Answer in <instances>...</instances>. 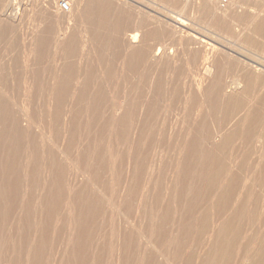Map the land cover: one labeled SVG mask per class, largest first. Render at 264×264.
I'll return each instance as SVG.
<instances>
[{
  "label": "bare ground",
  "instance_id": "1",
  "mask_svg": "<svg viewBox=\"0 0 264 264\" xmlns=\"http://www.w3.org/2000/svg\"><path fill=\"white\" fill-rule=\"evenodd\" d=\"M69 1L71 2L72 5L73 1L72 0ZM86 1L87 2L85 3L84 8L82 10L83 12L81 14L82 15L81 18L83 20L79 19L78 23L79 21H82L83 23L82 26L83 28L82 29L80 28L79 32H81V30L83 32H86V34H84L85 36L82 37V39L85 38L89 46L87 45V48L86 45L85 47L83 46L82 50L85 51L88 56L90 54V50L92 51L93 48L96 50H93L92 52L99 51L100 54H104V51L106 52V50L110 47L111 43L112 45H114L115 43L117 44L115 45L116 48L117 46L120 45L122 46L121 48L119 47L120 50L125 49L124 50L125 57L126 60L128 61L127 63L128 67L127 66L125 67L128 69L130 67V71L132 67H134V71H135L136 67L139 68L141 63H144L147 60L148 61L151 60L150 62L153 61L156 63L161 59L165 60L170 57H172L173 59L175 54L178 55L179 51H177L176 48H174L175 47L173 46L174 43L163 40V36L166 32V30L164 32L163 27L160 26L158 28L156 26V29L153 28L148 31L146 30L147 32L146 31L142 32L144 29L141 28L142 21H140L139 24H136V27L133 26L132 24V26L135 28L129 26L132 30H126L124 29V24H123L126 23L125 19L123 18L125 15L124 16L122 15L125 12L123 13L121 12V14L119 13L120 12L118 8L120 5L119 3H118L119 5L117 4V7L116 5L112 6V4L110 3L109 8H100L101 5L98 4H101L102 0H86ZM212 2H215V0H203V3L205 5L206 4L211 5ZM145 3L147 4V2ZM216 3L217 2H215V4ZM29 5L30 3H28L27 7H29ZM148 5L153 6L155 4H148ZM227 5L229 6L230 4H226L225 6ZM25 6L26 4L24 5V2H22V0H0V35H1L0 37H2L3 35L6 36L8 39L5 37L3 38H5L9 42L12 40L11 43L12 45L14 43L13 42L14 40L9 37L13 36L16 33V32L14 33V31L15 29H17L16 28V26H18L17 24H21V23L23 24L25 20H27L26 23L28 22L29 19L28 17H25L26 19L21 17L23 15L21 14V9H23ZM223 8L225 9V7ZM28 9H30V7ZM122 9L126 11V7L125 9L124 8ZM152 9L154 11V8ZM130 10L131 9H129V11ZM219 10H221V6ZM27 11L29 12V10ZM135 11L137 10L135 9ZM23 12H26L25 9H23ZM28 12L26 13L28 14ZM126 12L128 13V10ZM155 12L153 13V15L155 14ZM215 12L211 11V13L214 14ZM130 13L131 12H129V15ZM32 14L34 13L32 12ZM43 14L44 12L42 14L40 13L41 16ZM180 15L177 14L178 16L177 17V16H171L170 14L171 17L169 16L168 18L178 25L187 27L183 23ZM22 18L24 21L22 20ZM58 18L57 21L59 20ZM129 18L130 17H128V19ZM41 19H43V17ZM130 19L133 20L134 18L131 17ZM59 21H60L59 24H62L61 23L62 20ZM23 25H25V23ZM25 26L28 27L29 25H25ZM57 26L59 25L57 24ZM61 27L63 28L62 25ZM61 27L60 28L57 27V28L61 30L62 29ZM68 27L70 26H67L66 28ZM72 28L73 27L68 28L69 29L68 32L71 31L70 35L67 34L68 33L67 30L66 31L64 30L65 33L67 32L66 33L67 35L64 33V31H62L69 38L71 37V33H72V37L74 36L73 38L72 37L70 38L72 42H70L69 46H71V44L76 40V38H78L77 35L79 37L82 35V34L74 35L75 33H77V31L76 32L74 31V29L76 30V28H73L72 31L71 30ZM77 28H79V26ZM111 28L114 29L116 33L111 36L110 40H107L105 36L108 35V30ZM176 28L174 30H176ZM60 30H58V33ZM125 30H126V37H122L123 31ZM31 31H34V29ZM10 32L11 33L13 32L14 34L10 35L11 34ZM43 32L45 31L43 30ZM37 33L38 34L35 33L38 36V39L36 40H38L39 43L40 32ZM6 34H9V37ZM42 34H41L42 39L40 38L41 40L48 39L46 38L47 35L45 37ZM19 35L23 37V34H17L15 35L16 38H18ZM28 35L29 34H27V36ZM33 35H31V37H33ZM58 35L60 36L62 35V33ZM52 37L54 39V36ZM56 38L57 37L55 36V39ZM74 38L75 40L73 41ZM22 39L20 38V40ZM29 39L27 38L25 40H29ZM33 39L34 41H36L35 38ZM70 39L68 40L65 39L66 42H63L64 39L61 40L62 42L60 41L59 42L67 43L69 42ZM148 39L154 40V42L147 43L150 42L147 41ZM25 40L23 42L27 43L25 47L28 48V42L29 45L31 42L30 41L26 42ZM79 40L81 39L79 38ZM79 40H77L78 43L81 42ZM77 41L76 43H74L75 46L78 45ZM19 42L20 41L15 42L14 43L15 46L13 45L15 48L17 47L18 50H16L15 48L10 49L12 51L15 50L16 54L13 56V58L14 57L17 58L16 56L18 55L17 51H20L19 49L20 46L18 45ZM42 42L44 47L47 46L44 45L45 40ZM49 42H51L50 44H54L52 43V40ZM53 42L56 41L53 40ZM206 42H207L206 39L201 40L198 43V45H200V47L206 48L207 47ZM60 43L57 42V45H59ZM11 44L9 48L12 47ZM39 44H37L36 46H38ZM80 44L83 45L82 43ZM24 45L25 44H23V46ZM65 45H68V43ZM32 46H34V44H32ZM41 46L42 44L40 45V47ZM49 46L51 47V45ZM75 46H73V50H75L74 49L76 48ZM95 46L97 47L95 48ZM196 46L197 45H195V47ZM40 47L38 48L39 53L37 51L35 52V54L36 53L40 54V52L42 54L48 51L46 49L50 48V47L49 48L46 47V49L42 50L44 48L43 47L41 48L40 51ZM27 48L23 50L27 51ZM69 48L71 49L67 50L65 47L63 52L66 51L67 52L62 53V55L64 54L68 55L67 53L70 52L73 53L72 46ZM77 48L80 50L79 45ZM204 48H201V51L202 49L205 50ZM58 49L61 54L62 47L59 46ZM110 49L114 52L112 46L110 47ZM49 50L51 51H48V53L46 54L44 53V54L51 55L50 52H53V50L51 48ZM79 50L78 52L74 51V53L80 54L81 50L80 51ZM189 50L193 53L192 56L193 61H190L193 64L191 65L195 64V66H191V67L193 68L195 67L196 71L198 72L197 78L195 77L196 80L193 79L194 81H196V83H194V85L192 86H195L196 87L195 92L198 91L197 93L200 94L198 95L197 93L195 94L194 88H191L190 85H189L190 87L187 88L188 84H186V88L183 87L184 89L183 93H181L182 91L181 88H179L180 86L174 88L173 84H171L172 87L174 88V90L171 88L173 91L172 92L169 89L171 85L167 84L170 85L169 87L167 86L168 90H170L171 93L174 94L172 99L173 102L171 100L172 102L171 107H173L171 109H173L172 111H174V115H175V118L173 117L174 120L172 121L169 119L170 121H172L169 122L170 123V125H168L169 127L167 126L165 128L160 126L161 128L160 127L159 128L157 127V129L155 127L153 128L154 125L152 126L153 123L151 122V119L157 114V113L154 114V112H157L158 109L156 108V111H154L155 108L151 104L153 101H156V99L153 97L154 100L150 102L151 105L148 104L144 106L145 113L143 112L144 115L141 121L138 119L134 120V123L136 120L140 121V123L136 121L139 125L136 128L134 127L135 129L133 128V130H135L134 132L132 131L134 134L130 133L132 127L131 123L133 121V118L136 116V113L138 112L140 114V112L143 111V110L140 112L139 110L136 111L137 110L135 109L136 107L132 105L133 101L138 97L136 98L134 97L135 98V99L133 98L134 100L132 99L133 101L131 105L129 104V101L131 102L130 100L131 98L129 99L130 96L128 98L127 97L124 98L123 95L122 96L124 99L127 98L124 103L119 104L118 100L117 102L116 101L108 102L109 101L108 98L106 99V96L108 95L104 96L101 91V90H105L107 86H103V88L105 87V89H101L102 86L100 87L99 85L101 92L100 91L96 92L97 90H94L95 88H93L92 90H94L96 93L94 91H91L90 89L91 87H89V84L90 82H94V81H90L93 75L87 73L89 72V70L93 72L92 69H90L89 67H84V69L89 68V70L85 72V80H83L82 78L80 81V76L79 78L76 77L79 75L80 71L78 72V75L76 76L73 75L70 78L69 77L64 78V75L58 76L57 74L54 73L55 72L54 71L52 72L54 76L50 74L53 80H50L52 78H49V76L46 77L47 75H49L48 73L46 74V76L45 75L44 76L45 78H49L50 81H46L45 79V82H42L41 80V78L43 77L42 74L54 70V68H50V66L47 65L48 64L47 60L51 59L52 57L47 55L49 58L46 59L47 64L45 63L46 62L45 60H40V63L43 65L42 62L45 61L44 63L49 67V69L52 70L44 72L40 67L41 68V69L39 68L41 70L40 72L43 73L40 74L39 72L37 71L36 72L39 73L42 77L39 76L34 71L36 75L34 76L33 73L32 75L34 76V78L37 77V80L32 78L33 77L32 75L29 76V78H27V81L28 79L30 81H32L31 79H34L36 81V84L32 83L33 87H31L32 85H30V88L22 87L23 88L22 89L21 86H18L17 84L16 85L18 86V88L17 86L16 88H12L13 86L11 88H6L4 86L2 87L3 84L0 85V264H51V262L53 261V260L51 261V259L53 257L54 251L52 252L50 251L51 250L50 244L52 246V244L57 242V239L52 237L54 235H57L58 233H59L58 235L60 236L61 235L60 232L63 231V230L60 231L58 229L59 232L57 234L55 232L52 236L51 230L52 229L56 230L60 225L58 224L57 228H52L53 225H55L54 222L57 219H59L60 214L63 213V211L66 209V208L63 209L64 208L63 205L68 206L70 210V212H68V216L64 214L65 217L69 218L68 220L72 224L71 226L68 225L69 221L67 220L68 221L66 222L67 226H70L72 230L74 228H76L77 230L74 229L73 231H69L71 232L68 233L70 234L69 236H67L68 235L67 233L64 234L63 231L62 236L66 235V237H68L67 240L66 239L65 240L67 241L68 246L70 245L71 248H69L70 251H68V248L64 250L61 253L62 255L60 254L61 255L60 258H58L59 255L56 254L58 259L56 258L54 259V261L57 260L58 262L59 260V264H72L73 262H76L73 264H102L103 261L101 260L103 259V254L105 252L104 248L106 249V247H104L106 245L105 240L103 241L104 246L102 244L103 248L97 249L96 247V249L99 250L97 251L94 247L95 251L92 250L94 243L96 244L99 241V239L98 240L96 239L97 236L94 235L96 232L94 230L97 227L99 228L98 223L100 224L99 220L101 218L102 220L103 218L105 220V213H106L105 204L103 200H101L100 193L103 192V190L106 187H109L111 189V197L109 199V203L111 207L110 218L115 219V217H117L118 219L117 223L116 224L114 223L115 226L114 225L112 226L113 235L117 239H111L112 241L118 240L121 254H120V258L117 256L116 258H114L115 262L116 260L119 261L118 264H264V163H263L264 106H260V104L262 103L261 100L264 101V94H263L264 88H260L261 86L264 87L263 83L259 81L258 85L259 83H261V85L259 88H256V83L258 81V78L259 80H263L264 78L260 79L261 77L258 76V74H261V71L257 68V65L255 66L250 64L251 66H254V68L248 66L250 67L251 72H247L245 74L246 71L242 72L243 69L240 70L241 72L239 71L240 72V73L238 72L239 74L241 73L245 74L242 76V78H240L241 75L239 76L237 75V77L233 75L236 72V68H233L235 69L234 70L235 72L232 75L235 78L233 77L232 80L225 81L224 77L222 78V75H224L223 72H225L224 70L228 69L227 72L230 70L232 72L233 70L232 69L233 64L232 66L229 65L230 61H228L227 59L228 57L227 58L224 57L226 58L227 61L225 59L222 60L223 58L221 60L216 59L218 50L202 53V55L198 52L199 50L196 51L194 47L190 48ZM28 52L30 53L29 50ZM113 52H111V54ZM0 53L3 52L1 51ZM114 53L115 55L113 56L115 58L117 52ZM30 54L28 56H30ZM41 54H40V59H43V57H41ZM93 54L91 55L94 56ZM62 55L60 57H62ZM72 55L73 54H71L69 57L72 58ZM87 55H85L84 53L82 59L83 58L85 59V56L87 57ZM91 55L89 58H92ZM0 56H2V54H0ZM5 56L6 55L3 56L4 58H2L3 62ZM28 56L26 57L29 59ZM117 56L121 57L120 55ZM219 56L222 55L220 54ZM179 57L176 56V58ZM37 58L39 59L38 56ZM37 58L34 60H37V62H39ZM44 58L46 57L44 56ZM89 58L86 61L90 60ZM188 58L189 56H187L186 60H188ZM8 59H12V58L8 57ZM60 60L63 59L61 58ZM64 60H66L65 62L68 61L66 56L64 57ZM173 60L175 61V59ZM178 60H179L178 62H180L181 57ZM2 61H1V65H2ZM14 61L16 62V60ZM24 61L26 62V59ZM32 61L33 60H31V62ZM82 61L83 60H81V63ZM172 61L170 62L173 65ZM139 62L141 63L138 66L137 63L139 64ZM50 63L52 62H49V64ZM152 63H150V65ZM169 63L165 64L166 65L165 69L167 68V65H169ZM5 64L4 66L2 65V68L4 67L3 69H5ZM32 64L31 65L29 64L30 66L28 68H31ZM41 64L37 66H40ZM57 64L58 65H56V67L59 66V63ZM63 64L65 63L63 62ZM63 64L61 63L60 65L62 66ZM85 64L87 63L85 62ZM26 65L28 64H25L23 66ZM82 65L78 64V68L81 69L80 66L82 67ZM153 65L155 66L156 64L153 63ZM246 65H248L246 61L244 65L240 63V67L244 66V68H247L245 67ZM43 66L44 69L45 65ZM66 66H68V68H71L69 65L65 64V66L63 65V67L65 68L61 67V69H66L67 68ZM154 66H150L152 70ZM161 66L163 65L161 64ZM164 66L162 67L163 69L161 67L160 68L164 70ZM188 66L190 65H187V71H189L188 69L191 68V67L188 68ZM215 66H217L218 68L217 70H219V72L213 75V68ZM182 67L185 68L186 66L183 65ZM240 67L237 69H241ZM26 69L23 70L26 71ZM32 69H28V70L30 71ZM47 69L48 68H46L45 70ZM84 69L83 71H86ZM182 70L180 69L181 71L180 73L177 71L179 74L176 72L179 78H183L180 76ZM83 71L81 75L82 77L84 75ZM166 71L167 70H165L164 72ZM170 72L172 74V71ZM183 72L185 74L186 70ZM159 73L158 75L156 74L157 77L162 78V76H160ZM191 73H193V71ZM255 73L257 75H254ZM171 74L165 73V75H169V76H172ZM229 74L231 75L230 72ZM189 75L190 74H188V77ZM3 76L5 75L0 74V82H2ZM38 76L41 78H38ZM89 76L90 77L92 76L91 79ZM198 76L200 78H198ZM190 77L192 78V76ZM228 77L229 75L227 76V78ZM153 78L154 75L152 79ZM169 78L171 79V77ZM191 78L189 80L190 83L192 82L191 84H193ZM176 79H177L176 81L173 80L172 81L175 84L176 83L178 84L179 82L177 81L180 80L178 78ZM242 79L244 80L243 81L244 83L248 82L246 83L248 84V87L246 86V84L244 85L248 91L251 92L258 91V93L263 91V93H261L263 96H261L260 104L257 105L256 103H254L253 99H250L251 101L250 100L246 101L241 99L239 92H240V88L243 86ZM92 80H94V78ZM162 80L164 81V78ZM159 83L161 85V81ZM177 84L176 86H178ZM157 85L159 87V84ZM157 85H154V89L155 87H157ZM181 85L184 84H182L181 82ZM96 86L98 87L97 84ZM164 87L166 88V86ZM131 88H133L134 91L136 92L137 89L136 85L135 88L132 86ZM161 88H158L156 90L158 92H155L157 93V95L154 94L155 96H158L159 93L162 92L159 91ZM96 89L99 90V88ZM124 89L127 90V88ZM154 89L152 92H154ZM106 90L103 92H106ZM142 90H138L139 92L141 91V94L139 93L140 95L137 96L140 97L145 93V92L143 93ZM36 91H39V93L45 91L44 93L48 95V96L46 95L48 98V102L45 103L47 104L45 108L42 107L41 109H39L38 106L36 105V102L37 101L40 102L39 99H42L41 97L42 94H38L41 98L35 96L38 93V92L36 93ZM132 91H131V95L133 94ZM166 91L167 90H165V93L167 94ZM112 92L114 91L111 90V94ZM116 93L117 94L119 93L120 95L123 94L122 91L121 92L116 91ZM127 93L130 94V91L128 90ZM241 93H245V92L241 91ZM111 94H109L110 95L109 99H111ZM113 94H115V92ZM248 94L246 95L244 94V96H246L247 98ZM145 95L146 93L144 94V97H147ZM167 95L169 96V94ZM200 95L202 99V101L200 99L201 101L200 104H202V106L204 104H207L205 106L207 107L209 106L208 109H211L212 110L211 112L214 113L217 111V113L219 112L218 114L222 113L221 116L223 115V112L220 113V111H224V110L227 116L231 114V109H232L231 106L233 105L234 102L233 100H235L234 106L236 107V111L233 110L235 107L232 109V111L236 112L235 116H233L234 113L232 112L231 114L232 116H229L230 118L225 119V117L227 116H225L224 113L223 117L224 116L225 117L223 121H221V119L219 118L220 116L216 113L217 116L215 114V117L219 116L218 119L220 120V122L218 127H212L214 128V130L208 127L209 124H207L208 126L205 125L207 121H205V124H203L202 120H201L202 123H200V120H198L199 123H194L193 121H195L194 119H196L195 118L196 116L195 114H194L195 117L192 116L190 109H192V106H195L192 104H194L199 99ZM160 96L162 97V94ZM144 97H142L143 99L141 98L142 104H143V100L144 101L146 100ZM150 97L147 99L149 100ZM248 98H250V96ZM114 99L116 100V98ZM120 99L122 100V97ZM157 99H158L157 101L160 100L159 97ZM165 99L166 98H164V100ZM46 101L47 100L45 101L42 100V102H46ZM138 101L137 103L135 102V104L136 105L140 104V107L143 109L142 104ZM257 101L258 100H256L255 102ZM42 102L41 105L38 104L39 107L45 105ZM162 102L163 101L161 99V103L157 102L155 104L162 105ZM167 104H169V102ZM263 104L264 103H262V105ZM168 106H170V104L167 105V108ZM177 106L180 107L177 108ZM141 108L138 107V109ZM167 108L165 107V109ZM228 108H230L229 109L230 111L228 110ZM169 110L167 111V114ZM196 110L198 109L196 108ZM204 110L206 109L204 108ZM160 111L162 114V110ZM172 111L170 110V112ZM206 112H204L205 115L208 114ZM213 115L211 114L209 117ZM160 116L161 115H159V117ZM163 116H165V113ZM163 116L160 118L163 119ZM168 116L169 115L165 116L164 118L165 122L167 121L166 119ZM190 118H194V119H190ZM161 121L164 122L163 120ZM153 122H157V121H153ZM162 122L159 124H162ZM165 122L163 126L166 125ZM83 130L87 132V135L85 136V140H84L85 145H83L82 143L83 135L86 134V132L84 134L82 133L84 132ZM132 134L135 136H133ZM131 135L134 138L131 137ZM112 137L113 139L115 138L116 140L119 141L122 140L124 142H127L128 145L130 143L131 146L129 148V146L125 145L127 143L124 144L122 142L123 143L122 145L121 142H118L121 143L120 146L122 145L121 148L118 147L121 149V150L119 149L120 151H123L122 148L124 146L125 149L126 148L128 149V151L125 150L126 153L128 152L125 156V159L124 156H122L123 153L122 154L119 153V151L116 150L118 148L116 149L114 148L115 146L118 145V144H114L115 142H117L116 140L114 141L112 139V141H114V143L112 144L114 145L111 144V140H110L111 145H108L109 147L112 146L110 149H108L110 153L100 145V144L102 145L105 144L107 146L108 142L106 141V143H104L102 142V140L103 141H105L106 139L109 140V138ZM46 139L48 141H46ZM238 141L241 142L240 145H237ZM150 146H158L157 148L159 147L161 148V146H163L166 152H170L171 159H167L170 161L169 162L166 161L168 166L166 165L165 169L163 168L165 163H162L161 160L163 159L160 158L161 154L159 155L160 156L159 158L161 160L158 159L157 156H153V155L150 158L149 155L152 154V152L149 153L148 150L151 149L154 150L155 148V147L154 148L151 147L150 149ZM161 151L160 153H162ZM236 151H238L237 154H235ZM166 152L165 154L168 156L169 154ZM163 154L164 153H162V157L164 156ZM123 155H125V153ZM156 155H158V153H156ZM166 158L169 157H165V159ZM169 166L170 168L173 167L172 169L174 170V173L172 172L170 176L171 184L169 183V186L174 187V190L172 189V192L174 193L173 196L178 198L179 206H177L175 203L172 204L171 200L165 202L167 195L166 193H162L158 195V202L153 206H149L147 204L149 196L153 194L155 189L159 186L162 177L164 176L165 178L167 177L165 175H170L165 171L166 169L167 171L168 169L170 170V168H168ZM42 169L43 171L44 169H47L48 172L47 178L45 176L44 177L41 176L44 175L46 172L45 170L44 172H42L44 174H41ZM81 177L82 179L83 177H86V180L84 178V183L86 182L85 184L84 183L81 184L78 182L81 179ZM26 181L27 183H31V185L30 184L27 185L29 187L23 185L24 183H26ZM41 184H43L42 186L43 192L42 191L39 192L38 194L40 193L41 194L38 196L36 195L37 192L35 191L36 192L35 195L36 197H38L37 199L40 201L39 202L37 200L38 201L37 203L38 204L41 203L40 206L42 208V211H40L41 214L39 213L41 215L40 217L38 213H35L38 211L34 210L35 208H38V207H34V205L38 206V204L33 202L34 194L30 192L31 196L28 199H25L24 196H22L25 195L22 194L23 193L22 191L24 190L23 186L26 187V190L27 188L30 189L31 188L30 186H35V189L37 190L39 187L40 188L39 190H41V186H38ZM29 189L27 190L28 192ZM168 189L171 190V188ZM31 190L32 188L30 189V191ZM28 192L25 191L27 195ZM35 214L36 216L38 215L40 218L36 217ZM110 222H114V220L113 221L111 220ZM103 223L104 221L101 223V225ZM104 224H106L107 226V223ZM108 225H110V223ZM106 226L104 225L103 227H101L102 235L103 232H105L103 229ZM67 230L70 229L67 228ZM67 230L65 232H67ZM99 230L98 232L100 233ZM75 231H77V233H75ZM186 232L188 233L189 239H187L186 235L182 234ZM98 236H101V233ZM101 237L105 238L106 236L105 237L101 236ZM64 238L60 240L63 241ZM52 239L53 240L56 239V241L55 242L53 241L54 242L53 243ZM101 241L102 240H100V242ZM112 241L110 244L111 247L112 246L114 247L115 244L118 246V244L115 243L116 241L114 242V245L112 244ZM117 248H115V250ZM197 249L198 252L196 253L195 256V250ZM115 255L116 254H114V256ZM194 257H196L197 260H194ZM70 258L71 259L74 258V259L71 260ZM69 260L71 261L75 260V261L69 262ZM115 262H113L112 260V264Z\"/></svg>",
  "mask_w": 264,
  "mask_h": 264
},
{
  "label": "rangeland",
  "instance_id": "2",
  "mask_svg": "<svg viewBox=\"0 0 264 264\" xmlns=\"http://www.w3.org/2000/svg\"><path fill=\"white\" fill-rule=\"evenodd\" d=\"M30 1V2H29ZM33 1H34V3H33ZM59 1L60 0H22V2H24V5L26 4V6L23 8V9H25V11L26 12H28L27 10H29V12L31 13H29L28 12V14L26 13V12H23V9H21V14H23L21 17H23V18H25V17H28L29 19H28V22L26 23V21L27 20H23V18H22V20L24 21H21V22H23V24L25 23V25H29L30 27H32L33 29H34V31H31V30H33L32 28H30L29 26V28L27 27V26H25V25H23L22 23V25L21 24H17L18 26H16V28L17 29H15V31H14V33L12 32H10L9 34L10 35H12V34H14L13 36H11V37H9V34H6L9 38H11V39H13L14 41V43L15 42H18V41H20L19 42V49H20V51H17V54L18 55H16L17 56V58H18V56H19V58L17 59L16 57H14L13 58V56L16 54L15 53V50H10V49H12V48H15L14 46H15V44L13 43V45L11 44L12 43V40L9 42V41H7L5 38H7L6 36H4L2 33V37H0V50L3 52V53H0V54H2V56H0L1 58V60H0V74L2 75H5V76H3V80H2V82H0V85H2V87L4 86V87H6V88H11L12 86V88H16V86L18 85V86H21V88L23 87H25V88H30V85H32V83H34V84H36V81L35 80H37V77L36 78H34V76L36 75L35 73H34V71L36 72H39L40 74H42L40 71V69L42 68V70L44 71V72H47V71H49V70H52V69H49V67L47 66V65H49L50 66V68H54V70H52V71H49V72H47V73H43L42 75H43V77H44V79H43V77L39 74V73H37L39 76H41V77H39L38 76V78H41V80H42V82H45V79H46V81H50V80H53V78L51 77V75L52 76H54V74L52 73V72H54L55 74H57L58 76H60V75H64V78H70L71 76H73V75H78V72H79V75L78 76H76V77H78L79 78V76H80V81H81V79L83 78V80H85V72H87L88 70H89V68L90 69H92V71L93 72H91V70H89V72H87V73H90V75L92 74L93 75V77H92V79L94 78V80H92L91 79V77H90V81H94V82H90V84H89V87H91L90 89H91V91H94V90H97L96 92H98V91H100L101 89H105V87L103 88V86H107L106 87V92H103V91H105V90H101L102 91V93H103V95L105 96V95H108V96H106V99L108 98V102H113V101H116L117 102V100H118V103L119 104H121V103H124L125 102V100L129 97V99L131 100V102L129 101V104L131 105L132 104V101L136 98V97H138V98H140V99H138V98H136V99H138V100H134L133 101V106H135L136 108L135 109H137L136 111H138L139 110V112L140 111H142V112H140V114L137 112L136 113V116L133 118V121H132V123H131V132L130 133H133L135 130H133V128L135 127H137L139 124L138 123H140V121H141V119L143 118V115H144V111H145V105H151L152 104V106L155 108L154 109V111H156V108H158L157 109V112H154V114H156L152 119H151V122L153 123L152 124V126H153V128L155 127L156 129H157V127L159 128L160 126L161 127H167L168 125H170V123L169 122H172L173 120H174V118H175V115H174V111H172L173 109H171V108H173V107H171V104H172V102H173V93H171V91H172V89L174 90V88H177V87H179V88H181V93H183V87H185L186 88V84H188L187 85V88H189L190 86H191V88H194V92L196 91L195 90V86H192V85H194V83H196V81H194V80H196V78H197V74H198V72L196 71V68L194 67H191V66H195V64L194 65H191V64H193V63H191L190 61H193V53L189 50L190 48H192V47H194L195 48V50L196 51H198L201 55H202V53H207V52H212V51H214V50H218V53H219V55L221 54L222 56H219L218 55V53H217V55H216V59H219V60H221L222 58V60H226V58L228 59V61H230L229 62V65L230 66H232V64H233V67H232V69L233 68H236V72L234 71L235 69H233L232 70V72H231V70L230 71H228L227 72V70H224L225 72H223V74L224 75H222V78L224 77V79H225V81L226 80H232L233 79V77L234 76H236L237 77V75L239 76V75H241L240 76V78H242V76L243 75H245L247 72H251V70H250V67H248V66H251L250 64H252V65H257V68L261 71V74H258V76L259 77H261L260 79H262V78H264V0H228V2H227V4H230L229 6L227 5V6H222L217 0H215V2H217L216 4H215V2H212V4L211 5H209V4H204L203 3V0L202 1H200V0H189V1H187V0H102V3L101 4H98V5H101L100 6V8H109L110 6H109V4L111 3L112 4V6L114 5H116V7H117V4L119 5V13L121 14V12L123 13V12H125L124 14H122L124 17V19H125V21H126V23H123L124 24V29H126V30H132L129 26H131V27H133V26H135L136 27V24H139V22L140 21H142V29H144L142 32H145L146 30L148 31V30H151V29H156V26L159 28L160 26L161 27H163L164 28V32H165V30H166V32H165V34H164V36H163V40H165V41H169V42H173L174 44H173V46H175L174 48H176V50L177 51H179V53H178V55L177 54H175V56L173 57V59H175V61L172 59V57H170V58H168V59H161L160 61H158V62H153L154 64H156L155 66L153 65V63L152 62H150L151 60H147L146 62H144V63H141V62H139V64L137 63V65L139 66L140 65V63H141V65L139 66V68H135V71H134V67H132V69H131V71H130V67H129V69L128 68H126L125 66H127L128 67V61L126 60V57H125V52H124V50L123 49H121L120 50V48L122 47V46H117V48H118V50H117V48L115 47V45H117V44H115L114 43V45H112V43H111V45H110V47L112 46V49L114 50V52H117V55H120L121 57H119V56H117L116 55V57L114 58V56L113 55H115V53L110 49V47L106 50V52L104 51V54H100L99 53V51H94V52H92L93 50H96V49H94L93 47V49H92V51L90 50V54H89V56L86 54V52L85 51H83L82 50V48H83V46L85 47V45H86V48H87V42H86V40H85V38H83L82 39V37H84L85 35L84 34H86V32H83L82 30H81V32H79L80 31V28L82 29L83 27V23H82V21H79V23H78V20L80 19V20H83L81 17H82V10H83V8H84V5H85V3L87 2L86 0H72L73 2V4L71 5V11L70 12H68V13H66V12H62L60 9H59V7H58V3H59ZM139 1V2H138ZM185 1V2H184ZM145 2H147V4L145 3ZM154 2V3H153ZM186 2H188V3H186ZM201 2V3H200ZM28 3H30V5H29V7H30V9H28L29 7H27L28 6ZM71 3V2H70ZM143 4V5H142ZM148 4H155V5H148ZM202 4V5H201ZM32 5V6H31ZM49 7H48V6ZM146 5V6H145ZM148 5V6H147ZM202 6V7H201ZM215 6H216V8H215ZM218 6V7H217ZM220 6H221V10H219V8H220ZM32 7V8H31ZM125 7H126V11L128 10V13L125 11V10H123L122 8H124L125 9ZM148 7V8H147ZM154 8V11H153V9L152 8ZM201 7V8H200ZM223 7H225V9L223 8ZM226 7H228V8H226ZM137 10V11H135V9ZM142 9V11H141V9ZM160 8V9H159ZM210 8H212V9H210ZM129 9H131L130 11H129ZM139 9H140V11H139ZM157 9H158V11H157ZM222 9H223V12H222ZM34 10V11H33ZM123 10V11H122ZM135 12H134V11ZM149 10V11H148ZM161 10H162V13H163V15H162V13H161ZM208 10H210V11H208ZM215 10H216V12H215ZM218 10V11H217ZM58 11V12H57ZM60 11V12H59ZM145 11V12H144ZM156 11V12H155ZM211 11H213V12H215V14L214 13H211ZM219 11H220V13H219ZM32 12L34 13V14H32ZM44 12V14L41 16L40 15V13L42 14ZM129 12H131L130 13V15H129ZM134 12V13H133ZM149 12V13H148ZM151 12V13H150ZM155 12V14L153 15V13ZM24 13H26V14H24ZM60 13V14H59ZM134 15H133V14ZM180 13H181V15H180ZM219 13V14H218ZM258 14V16H257V14ZM59 14V15H58ZM129 16H128V15ZM170 14H171V16H177V14L178 15H180L181 16V18H182V21H183V23L187 26V27H185V26H181V25H178V24H176V23H174L173 21H171L168 17L170 16ZM220 14H221V16H220ZM25 15V16H24ZM30 15H31V17H30ZM34 15V16H33ZM55 15H57L58 17H60V18H58L57 16H55L56 17V19H55V17L54 16ZM165 15V16H164ZM33 16V17H32ZM49 17V19H48V17ZM62 16V17H61ZM162 16V17H161ZM170 16V17H171ZM217 16V17H216ZM43 17V19H41ZM128 17H132V18H134L133 20H131L130 18L128 19ZM178 17V16H177ZM255 17V18H254ZM31 18V19H30ZM57 18L59 19V20H62L61 21V23L62 24H59L60 23V21L58 22L57 21ZM26 19V18H25ZM46 19V20H45ZM52 19H54V20H52ZM166 19V20H165ZM45 20V21H44ZM144 20V21H143ZM31 21V22H30ZM55 23H54V22ZM30 22V23H29ZM144 22V23H143ZM29 23V24H28ZM32 23V24H31ZM129 23H130V25H129ZM57 24L59 25V26H57ZM132 24H133V26H132ZM143 24H144V26H143ZM173 24V25H172ZM61 25L63 26V28L61 27ZM76 25H78L79 26V28H77L78 26H76ZM58 28H62L61 30L60 29H58ZM67 26H70V27H68V28H71V27H73V28H76V30L74 29V31L76 32L77 31V33H73L74 35H77V34H82L80 37L77 35V37L78 38H76V36H75V38H76V40H75V38L73 39V43L71 44V46H72V51H73V53H71V54H73L72 55V58H70L69 56L71 55L70 53H67L68 55H66V54H64V55H62V53H66V52H63V50H64V48L66 47V49H67V47L70 45V42H72L71 41V37H72V33H71V37L69 38V37H67L66 35L67 34H69L70 35V32L71 31H69L68 32V28H66ZM76 26V27H75ZM174 26V27H173ZM24 29H23V28ZM25 27H26V29H25ZM57 29H55V28ZM135 27H133V28H135ZM177 27V28H176ZM262 27V28H261ZM18 28H20V29H18ZM54 28V29H53ZM66 28V29H65ZM73 28L71 29L72 31H73ZM176 28V30H174ZM180 28H181V30H180ZM30 31H29V30ZM77 29H79V30H77ZM141 29V30H142ZM17 30H18V32H17ZM21 30V31H20ZM27 32V34H29L28 36H27V34H26V32ZM36 30H37V32H40V34H39V37L42 39V37H41V34L43 35V36H45L46 37V35H47V37L46 38H48V39H44L45 40V42H44V45H47V46H43V42L42 41H44V40H41L40 38H39V43H38V40H36V39H38V36L36 35V34H38L37 32H36ZM43 30L45 31V32H43ZM58 30H60L59 31V33H58ZM67 30V34L65 33V31ZM126 30L125 31H123V35H122V37H126ZM178 30H180V31H178ZM20 31V32H19ZM30 33H29V32ZM62 31H64V33L66 34H64ZM146 31V32H147ZM242 31V32H241ZM24 32V33H23ZM34 33V35H33V33ZM42 32V33H41ZM79 32V33H78ZM48 33V34H47ZM60 34V33H62V35L65 37H63L62 35H58V34ZM116 33V31L114 30V29H109L108 30V35H106L105 36V38L107 39V40H110L111 39V36L112 35H114ZM17 34H23V37L22 36H20L19 35V37L22 39V40H20V38L18 37V38H16V36L15 35H17ZM33 35V37H31V35ZM56 34V35H55ZM25 35V36H24ZM49 35H51V36H49ZM59 37H58V36ZM68 35V36H69ZM1 36V35H0ZM36 36V37H35ZM50 38H49V37ZM52 36H54V39H53V37ZM55 36L57 37L56 39H55ZM3 37H5V38H3ZM26 37V38H25ZM29 37H30V39L31 40H33V41H31L30 39H29ZM63 37V38H62ZM74 37V36H73ZM72 37V38H73ZM1 38H3V39H1ZM29 39V40H25V39ZM33 38H35V40L36 41H34V39ZM44 38V37H43ZM70 39L69 40V42H67L68 43V45H65V44H67V43H60V42H62L61 40H63V42H66L65 41V39L66 40H68V39ZM79 38L81 39V40H79ZM8 39V38H7ZM16 39V40H15ZM19 39V40H18ZM60 39V40H59ZM207 40V47L206 48H204V47H200V45H198V43L201 41V40ZM6 40V41H5ZM26 41V42H28V41H30L31 43H30V45H29V42H28V48L27 47H25L26 45H27V43H25V42H23V41ZM46 40H49V41H51L52 40V43H54L55 44V46H54V44H50L51 42H49V41H46ZM53 40H55L56 42H53ZM58 40V41H57ZM77 40H79V41H81V42H79L78 43V41ZM216 40V41H215ZM21 41H22V43H21ZM60 41V42H59ZM76 41H77V44L79 45V48H80V50H81V52H80V54H76V53H74V51L76 50V49H78L77 47H78V45L77 46H75L74 45V43H76ZM85 41V42H84ZM147 41H150V42H147V43H153L154 42V40H147ZM215 41V42H214ZM37 42V43H36ZM42 42V43H41ZM57 42L58 43H60V44H62V45H57ZM84 42V43H83ZM7 43V44H6ZM8 43H10L11 45H12V47H10L9 48V46H10V44H8ZM21 43V44H20ZM36 43V44H35ZM47 43V44H46ZM80 43H82L83 45H81ZM146 43V44H147ZM6 46H5V45ZM23 44H25L24 46H23ZM32 44H34V46H32ZM37 44H39L38 46H36ZM42 44V46L44 47H40V45ZM51 45V47L49 46V45ZM8 45V46H7ZM64 45H65V47H64ZM81 45V46H80ZM195 45H197L196 47H195ZM53 50V52H50L51 53V55H49V54H47V55H49L50 57L52 56L53 57V60H52V57H51V59H49L48 58V56L47 55H45L46 53H48V51H51V50H49L50 48ZM54 46V47H53ZM59 46H61L62 47V52H61V54H60V51H59V49H61V48H59L58 49V47ZM71 46H69V47H71ZM73 46H75L76 48H74L75 50H73ZM89 46V45H88ZM226 46V47H225ZM30 47H31V49H30ZM40 47V51H41V48H43L42 50H44V49H46V47H48L49 49H46V50H48V51H46V52H44V51H42V52H44V53H42L41 54V52H40V54H41V57H43V59H40V54H38L39 53V48ZM64 47V48H63ZM68 47V49L67 50H69V49H71V48H69ZM97 46H95V48H96ZM120 47V48H119ZM27 48V51L26 50H23V49H26ZM34 48V49H33ZM38 50H37V49ZM198 48V49H197ZM201 48H204L205 50H203L202 49V51H201ZM16 50H18V48L16 47L15 48ZM36 49V50H35ZM65 49V50H66ZM110 49V50H109ZM221 49V50H220ZM7 51V52H5V51ZM23 50V51H22ZM28 50L30 51V53L28 52ZM55 50V51H54ZM79 50V49H78ZM78 50H76L77 52H78ZM79 50V51H80ZM207 50V51H206ZM0 51V52H1ZM25 51V52H24ZM32 51V52H31ZM38 51V53H36L35 54V52H37ZM75 51V52H76ZM177 51H176V53H177ZM201 51V52H200ZM4 52H5V54H4ZM11 52V53H10ZM34 52V53H33ZM92 52V53H91ZM98 54H97V53ZM111 52H113L112 54H111ZM123 52V53H122ZM14 53V54H13ZM23 53H25V54H23ZM33 53V54H32ZM59 53V54H58ZM84 53H85V55H87V57L85 56V59L83 58L82 59V56H84ZM93 53H95V54H93ZM27 54V55H26ZM30 54V56H31V58H30V56H28ZM35 54V55H34ZM43 54H44V56L46 57V58H44V56H43ZM59 56H58V55ZM75 54V55H74ZM91 54H93L94 56H92ZM4 55H6L5 56V59H4V62L2 61V58H4L3 56ZM22 55V56H21ZM23 55H24V58L26 59V62L24 61L25 59L23 58ZM62 55V57H60ZM79 57H77V56ZM90 55H91V57L93 58H89L90 57ZM227 55V56H226ZM10 58H12V59H8V57ZM26 56H28L29 57V59L26 57ZM35 56V57H34ZM37 56L39 57V59L37 58ZM57 56H58V58H57ZM66 56V58L68 59V61L67 62H65L66 60H64V57ZM176 56L177 57H181V60H180V62H178L179 60V58H176ZM187 56H189V58H188V60H186V58H187ZM73 57H75V58H73ZM76 57H77V59H76ZM185 57V58H184ZM190 57H192V58H190ZM224 57H226V58H224ZM23 58V59H22ZM38 59V61L39 62H37V60H34V59ZM62 58L63 60H60V59ZM90 59V60H88V61H90V62H88V61H86L87 59ZM120 58V59H119ZM166 58V57H165ZM252 58V59H251ZM16 60V62L14 61V60ZM28 59V60H27ZM33 60L32 62H31V60ZM46 59H49V60H47L48 61V64H47V61H46ZM58 61H57V60ZM70 59V60H69ZM185 59V60H184ZM249 59H251V60H249ZM6 60V61H5ZM7 60H9V61H7ZM40 60H45V61H41L42 63H43V65H45V68L43 69V65L40 63ZM77 60H79V61H77ZM81 60H83L82 61V63H81ZM92 60V61H91ZM122 60H123V62H122ZM164 60V61H163ZM172 61V63H173V65L171 64V62L170 61ZM232 60V61H231ZM248 63V65H246L245 67H247V68H244V66H241L240 67V63L242 64V65H244V63H245V61ZM252 60H253V62H252ZM1 61H2V65L4 66V64H5V69H3L2 68V65H1ZM13 61V62H12ZM28 61V62H27ZM30 61V62H29ZM36 61V62H35ZM170 63H169V62ZM183 61V62H182ZM186 61V62H185ZM227 61V60H226ZM20 62V63H19ZM22 62V63H21ZM25 62V63H24ZM47 64H45V63ZM49 62H52V63H50L49 64ZM63 62L66 64V65H69L71 68H68V66H66L67 68L66 69H61V67L62 68H65V67H63V65L65 66V64H63ZM79 62V63H78ZM85 62L87 63V64H85ZM126 62V63H125ZM148 62H149V64H148ZM159 62H161V63H159ZM163 62H165V63H163ZM166 62H168L169 63V65H167V68L165 69V67H166V65L165 64H168V63H166ZM177 62V63H176ZM183 63V65L184 66H186L185 68H183L182 66V63ZM188 62H190V63H188ZM233 62V63H232ZM33 63V64H32ZM35 63V64H34ZM57 63H59V66L58 67H56V65H58ZM63 64L62 66L60 65V64ZM90 63V64H89ZM93 63V64H92ZM150 63H152L151 65H150ZM159 63V64H158ZM238 63H239V65H238ZM9 64V65H8ZM10 64H12V65H10ZM14 64H15V66H14ZM18 64V65H17ZM25 65V64H28V65H26V66H23V65ZM32 64V67H33V69H32V67L31 68H28L30 65ZM39 64H41L40 66H37V65H39ZM78 64L79 65H82V67L80 66V68L82 69H84V67H89V68H85L84 70H86V71H83V69L81 70V69H79L78 68ZM126 64V65H125ZM144 64V65H143ZM157 64H158V66H157ZM161 64L164 66V70H162L163 68V66H161ZM176 64H177V66L179 65V64H181V65H179L178 67L176 66ZM190 65V66H188V68H190V69H188L189 71H190V73H189V71H187V65ZM236 64V65H235ZM259 64H261V65H259ZM51 65H53V66H51ZM88 65H90V66H88ZM136 65V66H137ZM197 65V64H196ZM235 65V66H234ZM10 66H12V67H10ZM36 66V67H35ZM47 66V67H46ZM61 66V67H60ZM150 66H154L153 67V70L151 69V67ZM171 66H174V67H171ZM237 66H239L241 69H237V68H239V67H237ZM14 67V68H13ZM16 67V68H15ZM41 67V68H40ZM162 69H161V68ZM176 67H177V69H176ZM243 67V68H242ZM252 68H254V66H251ZM13 68V69H12ZM27 68V69H26ZM40 68V69H39ZM46 68H48L47 70H45ZM156 68V69H155ZM173 68V69H172ZM178 68H180L181 70H182V73H181V77H183V78H179L178 77V75H177V73L179 72H181L180 71V69H178ZM192 68H193V70H192ZM261 68V69H260ZM3 69V70H2ZM8 69H9V71H8ZM26 69V71H24V70ZM28 69H32V70H28ZM137 69V70H136ZM156 71H155V70ZM169 69V70H168ZM186 70V73L184 74V72L183 71H185ZM218 68H217V66H215L214 68H213V75L214 74H217V72H219V70H217ZM231 69V68H230ZM243 69V70H242ZM246 69V70H245ZM17 70V71H16ZM162 72H164L165 70H167L166 72H164V74H163V72L161 73L160 71ZM193 71V73H191L192 71ZM215 70H216V73H215ZM240 70H242V72H245V74L244 73H241V74H239L241 71ZM3 71H6V72H3ZM11 71H13V72H11ZM33 71V72H32ZM82 71L84 72V75H83V77L81 76L82 75ZM133 71V72H132ZM157 71H159V72H157ZM169 71V72H168ZM170 71H172V74H171V72ZM178 71V72H177ZM240 71V72H239ZM2 72V73H1ZM10 72V73H9ZM17 72V73H16ZM25 72V73H24ZM27 72V73H26ZM156 72V73H155ZM176 73V76H175V73ZM195 72H196V74H195ZM222 72H221V74H222ZM229 72L231 73V75L229 74ZM239 72V73H238ZM253 72V71H252ZM13 73V74H12ZM32 73H33V75H32ZM49 73V75H47L46 76V74H48ZM81 73V74H80ZM158 73L160 74V76H162V78L161 77H157V75H158ZM165 73H168V74H171L172 76H169V75H165ZM178 73V74H179ZM7 74V75H6ZM8 74H10V75H8ZM51 74V75H50ZM157 74V75H156ZM163 74V75H162ZM188 74H190L189 75V77H188ZM191 74H193V75H191ZM14 75V76H13ZM17 75V76H16ZM28 75V76H27ZM33 76L32 78H34V79H31L32 81H34V82H32V81H30L29 79H28V81H27V78H29V76ZM46 77H48L49 76V78H52V79H50L49 80V78H45V76ZM153 75H154V78L152 79V77H153ZM185 76V78H184V76ZM229 75V77L227 78V76ZM254 75H257L256 73L254 74ZM23 76H24V78H23ZM149 76H150V78H149ZM155 76H156V78H158V79H156L155 78ZM166 76V77H165ZM167 76H169V77H171V79L169 78V77H167ZM175 76V77H174ZM190 76H192V78L190 77ZM226 76V77H225ZM187 77V78H186ZM196 77V78H195ZM8 80H7V79ZM26 78V79H25ZM31 78V77H30ZM164 78V81H167V82H164L162 79ZM175 78V79H174ZM176 78H178L180 81H177V82H179L177 85L178 86H176V84L173 82V81H176L177 79ZM191 78V81H193V84H191L190 83V79ZM198 78H200L199 76H198ZM227 78V79H226ZM229 78H231V79H229ZM235 78V77H234ZM19 79V80H18ZM48 79V80H47ZM156 79V80H155ZM187 79V80H186ZM194 79V80H193ZM223 79V80H224ZM21 80V81H20ZM82 80V81H83ZM152 80H153V82H152ZM171 82H170V81ZM173 80V81H172ZM183 80H184V82H183ZM189 80V81H188ZM199 80V79H198ZM20 81V82H19ZM23 81V82H22ZM161 81V85H160V82ZM186 81H188V82H186ZM244 80L242 79V87L240 88V97H241V99H243V100H246V101H249L250 99H253V102L254 103H256L257 105L258 104H260L261 103V101H262V103H264V101L263 100H261V96H263L261 93H263V91H261V92H259L258 93V91L257 92H254V91H248L247 90V88L244 86L246 83H248V82H246V83H244L243 82ZM262 82L263 83V85H264V79L263 80H259V78H258V81H257V83H256V88H259L260 87V85H261V83H259V85H258V82ZM10 82V83H9ZM31 82V83H30ZM152 84H150V83ZM157 82V83H156ZM164 82V83H163ZM181 82H182V84H184V85H181ZM7 83V84H6ZM14 83V84H13ZM20 83H22V84H20ZM94 83V84H93ZM131 83H132V85H131ZM162 83H163V85H162ZM17 84V85H16ZM94 86H93V85ZM96 84L98 85V87L96 86ZM117 84V85H116ZM157 84H159V87H158V85ZM166 84V85H165ZM167 84H173V87H172V85H171V87H169L170 85H167ZM99 85H100V87H101V89H100V87H99ZM130 85V86H129ZM134 85V86H133ZM135 85H136V88L138 89V90H142V89H144L145 87H147V88H145L144 90H142V92L144 93H146V95L145 96H147V97H144V94L143 95H141L140 97L139 96H137V95H140L141 94V91L139 92L137 89H136V92L134 91V89L133 88H131V86L132 87H134L135 88ZM154 85H157V87L158 88H161V87H163V88H161L159 91H162V92H164V93H162V92H160L159 93V95L158 96H155L154 94H156L157 95V93H155V92H158V91H156L158 88L157 87H155V89H154ZM190 85V86H189ZM196 85V84H195ZM18 86H17V88H18ZM27 86V87H26ZM35 86V85H34ZM93 86V87H92ZM109 86H111V87H109ZM115 86V87H114ZM129 86V87H128ZM138 86V87H137ZM149 86V87H148ZM164 86H166V88L164 87ZM169 87V89L171 90H168V87ZM246 86L248 87V84H246ZM31 87H33V85L31 86ZM140 87V88H139ZM142 87V88H141ZM144 87V88H143ZM153 87V88H152ZM244 87V88H243ZM22 88V89H23ZM93 88H95L94 90H92ZM96 88H99V90L98 89H96ZM113 88V89H112ZM124 88H127V90L126 89H124V91H125V94H124V91H123V89ZM129 88V89H128ZM130 88H131V90H130ZM165 88V89H164ZM172 88V89H171ZM251 88V87H250ZM254 88H255V86H254ZM260 88H264V87H260ZM116 89H118V90H116ZM147 89H149V90H147ZM153 89H154V92H152L153 91ZM163 89V90H162ZM244 89H245V91H244ZM111 90L112 91H114L115 92V94H113L114 92H112V94H113V96H112V94H111ZM130 91V94L129 93H127V91ZM134 92H133V91ZM151 90V91H150ZM165 90H167L166 92H167V94H169V96L165 93ZM100 91V92H101ZM109 91H110V93H109ZM116 91L117 92H121L122 91V93L123 94H119V96H118V94L116 93ZM131 91H132V95H131ZM146 91H148V92H146ZM241 91H243V92H245V93H241ZM38 92V93H37ZM45 91H43V92H41V93H39V91H36V95L35 96H37V97H40L38 94H42L41 95V97H42V99H39L40 100V102H38L37 101V99H36V101L38 102H36V105L38 106V108L39 109H41L42 107L43 108H45L46 107V105L47 104H45V103H47L48 102V98H47V94L46 93H44ZM95 92V91H94ZM95 92V93H96ZM151 92V93H150ZM168 92H170V93H168ZM173 92V91H172ZM198 92V91H197ZM197 92H195V94L197 93ZM250 92V93H249ZM44 93V94H43ZM135 93H136V95H135ZM140 93V94H139ZM149 93V94H148ZM153 93V94H152ZM249 93V94H248ZM254 93V94H253ZM109 94H111V99H109ZM117 94V95H116ZM162 94V97L160 96ZM166 94V95H165ZM172 94V95H171ZM198 94H200V93H197V95ZM244 94L246 95V94H248L247 95V98H246V96H244ZM251 94V95H250ZM256 94V95H255ZM264 94V93H263ZM47 95V96H46ZM124 96V98L125 97H127L126 99H124L123 98V96ZM128 95V96H127ZM135 95V96H134ZM153 95V96H152ZM44 96H45V99H44ZM118 96V97H117ZM132 96V97H131ZM151 96V97H150ZM250 96V98H248ZM40 97V98H41ZM122 97V100L120 99ZM135 97V98H134ZM142 97H144L146 100L144 101L143 100V104H142V100H141V98ZM150 97V99L148 100L147 98H149ZM156 99V101H153L154 100V98ZM159 97V101H157L158 98ZM169 97V98H168ZM172 97V98H171ZM47 98V99H46ZM112 98H113V100H112ZM114 98H116V100L114 99ZM134 98V99H133ZM152 98V99H151ZM164 98H166L167 99V102H166V99L164 100ZM238 98V97H237ZM254 98H255V100H254ZM133 99V100H132ZM143 99V98H142ZM161 99H162V105L161 104H158V105H156L155 103H161ZM200 99H201V95L199 96V104H198V102L196 101L194 104H192V105H195V106H192V109H190V111H191V114H192V116H194V114H195V118L196 119H194V118H190V119H194L195 121H193L194 123H199V121L198 120H200V123H202L203 122V124H205V121H207L206 122V126H208L207 124H209V128H211V129H213L214 130V128H212V127H218V125H219V122H220V120L218 119V117L221 119V121H223V119H224V117L225 116H227L226 115V113H225V110L224 111H220V113L221 112H223V115H224V113H225V116L223 117V115L221 116V114H218L217 113V111L216 112H211L212 110L211 109H208L209 108V106L207 107V106H205V105H207V104H204L203 106H202V104H200V102L202 101V99H201V101H200ZM236 99V98H235ZM42 100H47L46 102H42ZM112 100V101H111ZM168 100H170V101H168ZM171 100H172V102H171ZM256 100H258L257 102H255ZM261 100V101H260ZM128 101V100H127ZM126 101V102H127ZM137 101L138 102H140L141 104H142V107H143V109L140 107V104L137 106L136 104H135V102L137 103ZM154 103H153V102ZM234 102H235V100H233ZM232 101V102H233ZM251 101V100H250ZM41 102L42 103H44L45 105H43V106H40L39 107V105L38 104H40L41 105ZM145 102V103H144ZM146 102H148V103H146ZM150 102H152L151 104H150ZM169 102V104H170V106H168V108H167V105H169V104H167ZM171 102V103H170ZM234 102H233V107L231 106V108L233 109L235 106H234ZM262 103L260 104V106H264V104L262 105ZM165 104H167V105H165ZM237 104V103H236ZM155 105V106H154ZM165 105V106H164ZM159 106H161V107H159ZM164 106V107H163ZM138 107L139 108H141V109H138ZM165 107L167 108V109H165ZM178 107H180V106H177V108ZM194 107H195V110H196V108L198 109V110H194ZM207 107V108H206ZM176 108V107H175ZM174 108V109H175ZM182 108V107H181ZM204 108L206 109V110H204ZM172 111V112H170V110ZM208 109V110H207ZM230 108H228V110H229ZM232 109H231V114H232V112L234 113L233 114V116H235V111H236V107L233 109V110H235V111H232ZM160 110H162V114H161V111ZM169 110V112H168V114H167V111ZM204 110V111H203ZM160 111V112H159ZM207 111V112H206ZM230 111V110H229ZM144 112V113H143ZM158 112H159V114H158ZM200 112H201V114H200ZM204 112H206V113H208V114H206L205 115V113ZM228 112V111H227ZM164 113H165V116L166 115H169L168 117H167V121L165 122V120H164V118H165V116H163L164 115ZM197 113V114H196ZM203 113H204V115H203ZM210 113V114H209ZM218 114L219 116L218 117H215V114ZM138 114V115H137ZM142 114V115H141ZM213 115V116H211V117H209L210 115ZM217 114H216V116H217ZM228 114H230V113H228ZM229 115V116H232V115ZM159 115H161L160 117H162L163 116V119L162 118H160L159 117ZM172 115V116H171ZM198 115V116H197ZM199 115H200V117H199ZM202 115V116H201ZM204 116V117H203ZM229 116H227V117H225V119H228V118H230ZM157 117V118H156ZM174 117V118H173ZM208 117V118H207ZM202 118V119H201ZM135 119H138V120H140V121H138V120H136L135 121V123H134V120ZM155 119V120H154ZM172 120V121H170V120ZM160 122H159V121ZM161 120H163L165 123H166V125H164L163 126V124H164V122H162ZM169 120V121H168ZM201 120H202V122H201ZM215 120H217V121H215ZM153 121H157V122H153ZM191 121V120H190ZM197 121V122H196ZM162 122V124H159V123H161ZM155 123H156V125H155ZM157 123H158V125H157ZM169 123V124H168ZM217 125H216V124ZM211 124V125H210ZM213 124V125H212ZM134 125V126H133ZM160 127V128H161ZM169 127V126H168ZM134 128V129H135ZM84 132H82L83 134L86 132L85 130H83ZM133 131V132H132ZM134 134V133H133ZM132 134V135H133ZM87 135V132H86V134L85 135H83V139H82V143H83V145H85L84 144V140H85V136ZM131 135V137H133V136H135V135H133L132 136ZM134 138V137H133ZM106 139V138H105ZM112 139H113V137L112 138H109V140L108 139H106L105 141H103L102 140V142H104V143H106V141L108 142V144H107V146L105 145V144H100L102 147H104L105 148V150L106 151H108L109 153H110V151L108 150V149H110L112 146H108V145H111L112 143H114V141L116 140L115 138L113 139L114 141H112ZM110 140H111V144H110ZM44 141H45V139H44ZM46 141H48L47 139H46ZM117 142H115L114 144H118L117 146H113L115 149L116 148H118V147H122V145H123V143L125 144V143H127V142H124V141H122V140H116ZM118 142H123L122 143V145L120 146V144L121 143H118ZM114 144H112V145H114ZM241 144V142H237V145H240ZM105 145V146H104ZM125 145H127V146H129V148H130V143H129V145H128V143L127 144H125ZM151 147H155L154 148V150L153 149H151ZM158 146H150V149L151 150H148L149 151V153H151L152 152V154H150L149 156H150V158L152 157V155L153 156H157L158 157V159H160V158H162L163 160H161L162 161V163H165V165H164V169L166 168V165L168 166V164L166 163V161L167 162H169L170 160H167V159H171V155H170V152H166L165 151V149L163 148V146H161V148L159 147V148H157ZM120 148H118V149H116V150H118L119 151V153H125V155H123L122 154V156H124V159H125V156H126V154L128 153H126V151H128V149L126 148L125 149V146L122 148L123 149V151H120L121 149ZM120 149V150H119ZM148 149H149V146H148ZM162 151H161V150ZM164 149V150H163ZM126 150V151H125ZM158 150V151H157ZM125 151V152H124ZM155 151H157V152H155ZM160 151L162 152V153H164L163 155V157H162V153H160ZM166 153H168L169 155L167 156L166 154H165V152ZM153 152H154V154H153ZM237 152L238 151H236L235 152V154H237ZM156 153H158V155H156ZM234 153V152H233ZM161 154V155H160ZM161 157H160V156ZM160 157V158H159ZM165 157H169V158H166L165 159ZM173 158V157H172ZM125 161H127V160H125ZM263 163H264V157H263ZM168 168H170V166L168 167ZM173 168V167H172ZM172 168H170V170L168 169V171H167V169L165 170L168 174H170V175H165V174H163V175H165V176H167V177H165L164 178V176L162 177V179H161V182H160V184H159V186L155 189V191H154V193L153 194H151L150 196H149V198H148V201H147V204L149 205V206H153V205H155L157 202H158V195H160V194H162V193H166L167 195H166V199H165V202L166 201H170L171 200V203L172 204H176L177 206H179V202H178V198H176L175 196H173L174 195V193L172 192V189L174 190V187L172 186H169V183L171 184V181H170V176H171V173L173 172L174 173V170L172 169ZM46 170V172H47V169H44V171ZM173 170V171H172ZM43 171V169H42V171H41V174H44V173H42V172H44ZM164 171V172H165ZM169 171H170V173H169ZM45 172V174L44 175H41V176H45L46 178L48 177V172L46 173ZM165 172V173H166ZM166 173V174H167ZM174 175V174H173ZM173 175H172V178H173ZM84 178H85V180H86V177H83V179H82V177H81V179L78 181L79 183H81V184H83L84 183ZM82 180V181H81ZM167 180H168V182H167ZM86 183V182H85ZM84 183V184H85ZM26 184V185H25ZM28 184H30L31 185V183H27V181H26V183H24L23 185L24 186H26V187H29V186H27ZM23 186V188H24V190L22 191L23 193L22 194H25V195H22V196H24V198L25 199H28L30 196H31V193L32 194H34L33 196V202L34 203H36V204H38L37 202L39 201L37 198L38 197H36V195H40V194H38L39 192H41L42 191V186H43V184H41V185H38V186H41V190H39L40 188L38 187V190L37 189H35V186H30L31 188H32V190L30 191V189L29 188H27V190L29 189V192L26 190V187H24ZM37 187V186H36ZM22 188V189H23ZM168 188H171V190H169ZM43 190H44V187H43ZM25 191L26 192H28V195H27V193H25ZM37 192V194L35 195V193ZM31 192V193H30ZM43 192V191H42ZM172 194V195H171ZM100 197H101V200H103V202H104V204H105V211H106V213H105V220H104V218H103V220H102V218L99 220L100 221V224L98 223V225H99V228H100V230H99V228L97 227V228H95V230L94 231H96L95 232V236H97V240L99 239V241L95 244L94 243V245H93V250L92 251H95L94 250V247H95V249H96V247H97V249H101V248H103V246H104V243H103V241L105 240V246L104 247H106V249L104 248V254H103V259L101 260V261H103L102 262V264H112V260H113V262H115V260H114V258H116V256L117 257H119L120 258V254H121V251H120V248H119V244H118V240H111V239H117L114 235H113V230H112V226L114 225L115 226V224L117 223V217H115V219L113 218H110L111 217V207H110V203H109V199H110V197H111V189L109 188V187H106L104 190H103V192H101L100 193ZM38 200V201H37ZM40 202V201H39ZM34 203H33V205H34ZM41 203H39L38 204V206H35L34 205V207H38V208H35L34 210L35 211H38V212H35V213H40L41 214V212L40 211H42V208H41ZM63 209H65L64 211H63V209H62V211H63V213H61L60 214V217H59V219H57L55 222H54V224L56 225V223H57V225L55 226V225H53V227L52 228H57L58 227V224H60L59 225V227L56 229V230H51V232H52V236H53V234L56 232V234L59 232V230L61 231V230H63L64 231V234H68V233H71V232H69V231H73L74 229H76V228H74L73 230L71 229V223H70V221L68 220L69 218H67V217H65V215L66 216H68V212H70V210H69V207L68 206H65V205H63ZM69 211H68V210ZM61 211V212H62ZM39 214V215H40ZM65 214V215H64ZM35 216H36V214H35ZM36 217H39L38 215L36 216ZM40 217H41V215H40ZM39 217V218H40ZM63 217V218H62ZM66 219H65V218ZM38 218V219H39ZM61 218V219H60ZM66 220V221H65ZM69 222H68V221ZM113 221L114 220V222H110V221ZM59 221H60V223H59ZM63 221H64V223H63ZM104 221V223H107V226H106V224H104L106 227H104V231L105 232H103V235H102V232H101V227H103L104 225L102 224L101 225V223ZM106 221V222H105ZM109 221V222H108ZM66 222H68V225H70V226H67V223ZM70 223V224H69ZM110 223V225H111V228H110V225H108ZM115 223V224H114ZM97 225V226H98ZM101 225V226H100ZM67 226V227H66ZM65 227V228H64ZM67 228H69L70 230H67ZM244 228V227H243ZM59 229V230H58ZM58 230V231H57ZM67 230V232H65ZM77 230V229H76ZM98 230L100 231V233H101V236H103V237H105V238H102L101 236H98V235H100V233L98 232ZM112 230V231H111ZM63 231L62 232H60V236L57 234V235H54L52 238H56L57 239V242H55L56 241V239H52V242L54 243V244H52V246H51V244H50V251L52 252V251H54L53 252V257H52V259H51V264L53 263H57V264H59V260H58V262H57V260H55L54 261V259H56L57 258V256H56V254L57 255H59L58 256V258H60V256L62 255L61 253L64 251V250H66L67 248H68V251H70V249L69 248H71V246L69 245L68 246V243H67V238L68 237H66V235H63L62 236V233H63ZM93 231V232H94ZM98 232V233H97ZM75 233H77V231H75ZM97 233V234H96ZM105 233V234H104ZM182 234H184V235H186L187 236V239H189V236H188V233L186 232V233H182ZM70 234H68L67 236H69ZM105 235V236H104ZM95 236H94V238H95ZM112 236V237H111ZM59 237V238H58ZM61 237V238H60ZM65 237V238H64ZM99 237V238H98ZM62 238H64V240L62 241V240H60V239H62ZM102 238V239H101ZM66 239V240H65ZM95 239V240H96ZM60 240V241H59ZM96 240V241H97ZM100 240H102L101 242H100ZM66 241V242H65ZM111 241H112V244L114 245V242L115 243H117L118 244V246L115 244V246L113 247H111ZM51 242V243H52ZM100 242V243H99ZM99 243V244H98ZM67 244V245H66ZM102 244H103V246H102ZM65 245H66V247H65ZM119 249H118V248ZM115 248H117L116 250H115ZM54 249V250H53ZM96 249V250H97ZM111 249V250H110ZM61 250V251H60ZM117 250H119V251H117ZM59 251H60V253H59ZM97 251H99V250H97ZM56 252V253H55ZM116 254L115 256H114V254ZM117 252V253H116ZM118 252H120V253H118ZM198 252V249L197 250H195V256H196V253ZM61 254V255H60ZM112 255V256H111ZM119 255V256H118ZM111 256V257H110ZM57 258V259H58ZM110 258H111V260H110ZM113 258V259H112ZM119 258H118V260H119ZM71 259V258H70ZM72 259H74V258H72ZM71 259V260H72ZM71 260H69V262H73V261H75V260H73V261H71ZM194 260H197V258L196 257H194ZM73 263H76V262H73ZM72 263V264H73ZM116 264H118L119 263V261H117L116 260V262H115ZM115 263H113V264H115Z\"/></svg>",
  "mask_w": 264,
  "mask_h": 264
},
{
  "label": "built area",
  "instance_id": "3",
  "mask_svg": "<svg viewBox=\"0 0 264 264\" xmlns=\"http://www.w3.org/2000/svg\"><path fill=\"white\" fill-rule=\"evenodd\" d=\"M221 5L225 6L228 0H217ZM58 7L62 12H70L71 11V3L69 0H60L58 3Z\"/></svg>",
  "mask_w": 264,
  "mask_h": 264
}]
</instances>
